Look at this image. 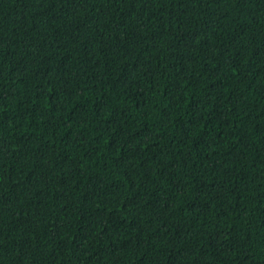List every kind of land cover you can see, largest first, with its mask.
Returning a JSON list of instances; mask_svg holds the SVG:
<instances>
[{
  "label": "trees",
  "instance_id": "obj_1",
  "mask_svg": "<svg viewBox=\"0 0 264 264\" xmlns=\"http://www.w3.org/2000/svg\"><path fill=\"white\" fill-rule=\"evenodd\" d=\"M0 264H264V0H0Z\"/></svg>",
  "mask_w": 264,
  "mask_h": 264
}]
</instances>
